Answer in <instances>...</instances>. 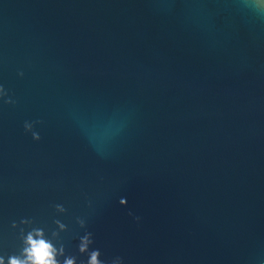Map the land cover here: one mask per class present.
<instances>
[{
	"label": "water",
	"instance_id": "1",
	"mask_svg": "<svg viewBox=\"0 0 264 264\" xmlns=\"http://www.w3.org/2000/svg\"><path fill=\"white\" fill-rule=\"evenodd\" d=\"M36 233L57 264H264L262 0H0L4 264Z\"/></svg>",
	"mask_w": 264,
	"mask_h": 264
},
{
	"label": "clouds",
	"instance_id": "2",
	"mask_svg": "<svg viewBox=\"0 0 264 264\" xmlns=\"http://www.w3.org/2000/svg\"><path fill=\"white\" fill-rule=\"evenodd\" d=\"M264 2V0H262ZM121 203H124L122 200ZM36 238L30 234L26 238L27 247L24 249V259L12 257L9 260V264H57L55 259V249L52 244L42 238L40 233H36ZM84 251V248H81ZM98 253H92L90 264H99L97 261ZM0 264H4V260L0 258ZM67 264H73L71 260L67 261Z\"/></svg>",
	"mask_w": 264,
	"mask_h": 264
}]
</instances>
